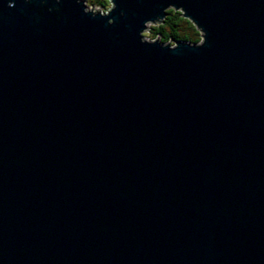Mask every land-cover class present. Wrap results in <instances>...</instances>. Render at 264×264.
I'll return each mask as SVG.
<instances>
[{"label": "water", "instance_id": "1", "mask_svg": "<svg viewBox=\"0 0 264 264\" xmlns=\"http://www.w3.org/2000/svg\"><path fill=\"white\" fill-rule=\"evenodd\" d=\"M108 2L0 0V264H264V0Z\"/></svg>", "mask_w": 264, "mask_h": 264}, {"label": "trees", "instance_id": "2", "mask_svg": "<svg viewBox=\"0 0 264 264\" xmlns=\"http://www.w3.org/2000/svg\"><path fill=\"white\" fill-rule=\"evenodd\" d=\"M88 1V0H86ZM100 1V0H99ZM106 4L98 2L94 7L99 8H108L109 2L105 0ZM87 3V7H88ZM90 7H93L91 5ZM180 12L174 10L167 11V17L164 20V23L149 27L150 32L147 33L146 38L150 41H159L161 45L169 44L172 46L171 41L175 42H187L191 45H196L201 41L200 32L195 28V26L188 20H184ZM185 21V24H179L178 21Z\"/></svg>", "mask_w": 264, "mask_h": 264}, {"label": "rangeland", "instance_id": "3", "mask_svg": "<svg viewBox=\"0 0 264 264\" xmlns=\"http://www.w3.org/2000/svg\"><path fill=\"white\" fill-rule=\"evenodd\" d=\"M108 1V0H107ZM98 2H102L103 4H106L107 5V3H106V1L105 0H88V1H86V5H87V3H88V9H87V11H90V12H107L108 10H109V7H110V4H109V6H108V8L106 9V7L103 9V8H99V7H94V5H96V4H98ZM91 5H93V7H90ZM183 19V18H182ZM185 20V19H184ZM178 23L179 24H185L186 25V23H185V21H181V20H179L178 21ZM149 27H153V25H150V26H148V28H147V30L143 33V39L145 40V41H150L149 39H147L146 38V36H147V33L148 32H150V30H149ZM172 44V43H171Z\"/></svg>", "mask_w": 264, "mask_h": 264}, {"label": "clouds", "instance_id": "4", "mask_svg": "<svg viewBox=\"0 0 264 264\" xmlns=\"http://www.w3.org/2000/svg\"><path fill=\"white\" fill-rule=\"evenodd\" d=\"M28 2V0H25V3H27Z\"/></svg>", "mask_w": 264, "mask_h": 264}, {"label": "snow or ice", "instance_id": "5", "mask_svg": "<svg viewBox=\"0 0 264 264\" xmlns=\"http://www.w3.org/2000/svg\"><path fill=\"white\" fill-rule=\"evenodd\" d=\"M12 5L11 4H9V7H11Z\"/></svg>", "mask_w": 264, "mask_h": 264}]
</instances>
